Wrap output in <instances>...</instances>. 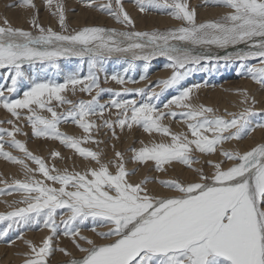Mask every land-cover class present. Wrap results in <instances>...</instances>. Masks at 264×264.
<instances>
[{
	"label": "snow or ice",
	"instance_id": "snow-or-ice-1",
	"mask_svg": "<svg viewBox=\"0 0 264 264\" xmlns=\"http://www.w3.org/2000/svg\"><path fill=\"white\" fill-rule=\"evenodd\" d=\"M113 2L117 10H113ZM141 12L149 8L169 10L168 14L187 26L167 32H128L106 29L98 26H85L71 34L45 28L33 18V31L13 27L5 17L0 25V69L7 72L8 84L0 88V106L13 117L19 119L20 111L27 110V120L33 135L59 141L84 159L94 162L96 167H88L83 172L49 167L43 158L30 152L26 144L16 139L23 133L13 121L11 130L0 127V157L21 166L25 179L6 181L0 188V195L20 193L10 211L0 213V239L13 230L18 231L15 239H23V232L42 225L51 235L39 245L26 241L29 252L25 253L23 264H49L48 258L54 251L72 256L66 248H53V237L60 232L72 239L75 248L83 253L66 264H264V143H259L247 151L221 149V155L231 165L223 167V162L211 160L206 163L213 169L206 174L203 167L193 168L199 160L193 155L215 154L225 142L243 139L256 127L264 128V123H253L256 115L252 106L238 113H227L231 119L215 115V110L204 105H194L192 93L201 85H191L163 105L168 111H161L154 102L164 90L181 84L194 72L207 70L198 67L202 61H239L238 73H246L254 82L264 85V0H205L231 9L221 20L196 23L195 10L183 0H137ZM21 6L35 8L33 0H20ZM51 5L52 0H47ZM94 0H88L91 7ZM99 8L115 17L117 23L134 27V21L124 9L122 0H108ZM59 24L66 30V16L63 6H57ZM55 15V13H54ZM117 37L121 39H117ZM170 41L185 42L183 44ZM245 44V48H236ZM214 45L226 50L223 56L212 55L207 50L197 51L196 46ZM232 46L235 50L227 51ZM114 54L127 55L126 74L134 69L136 60H143L147 73L153 57H166V65L173 69L169 78L159 80L156 86L161 92L152 91L146 100L117 99L122 95L143 96L145 89H123L112 93L110 103L101 104L100 95L111 89L100 88L99 73L104 71V63ZM76 57L88 65L87 75L72 73L63 82L52 79L38 81L30 71L37 65L58 70V60ZM256 60L259 66L245 62ZM214 66V65H213ZM111 80L118 84L136 83L125 75L114 73ZM146 75L140 79H146ZM107 80L108 77H105ZM27 82L22 98H12L20 86ZM91 96L90 100L73 102L62 93L71 90ZM93 89H99L92 95ZM5 92L8 95H5ZM243 104H248L247 91L243 93ZM70 107L57 112L52 106ZM252 104H255L254 98ZM111 108L117 109L116 119H104L97 125L88 118L103 116ZM173 108L183 111L176 112ZM43 110L50 117L39 115ZM212 114V115H209ZM181 117L188 133H174L163 121L166 118ZM71 121L85 134L81 137L69 136L59 130L62 122ZM139 126L148 134L157 133L168 137L170 142L141 141L139 149L132 148L131 161L140 165L152 162L154 170L166 172V165L179 163L192 169L197 179L192 182L180 180H157L161 186L175 193L158 196L149 192L148 178L139 183L130 182L128 177L135 175L136 169L129 171L121 152L115 158L103 162L102 153L82 147V143L95 142L93 131L100 127L110 129L116 136L115 128L131 129ZM7 138V139H6ZM118 138V137H117ZM23 153L17 157L5 151V146ZM51 157L59 158L57 151ZM30 160L37 169L25 162ZM38 172L43 180L34 178ZM55 173V174H53ZM51 182V183H48ZM52 185H59L53 187ZM14 205H23L16 206ZM66 212L67 218L58 212ZM91 220L94 232L108 242L97 244L93 239L81 234V225ZM107 231H96V225ZM13 241L9 240L8 243ZM83 242V243H81ZM84 244L89 247H84Z\"/></svg>",
	"mask_w": 264,
	"mask_h": 264
},
{
	"label": "rangeland",
	"instance_id": "rangeland-1",
	"mask_svg": "<svg viewBox=\"0 0 264 264\" xmlns=\"http://www.w3.org/2000/svg\"><path fill=\"white\" fill-rule=\"evenodd\" d=\"M107 2H108V0H94L93 5L91 7H89V6H87L88 5V0H52L51 5H49L47 3V0H33L35 8H26V7L21 6L20 0H0V25L3 24V20L6 17L13 27H21V28H24V29L26 28V30L29 29L30 31H33L34 35L38 34V33L34 29L32 30V28H31V21L33 20V18H35L37 23H39L40 25L44 26L46 29L51 27L54 31L62 32L63 34L74 33V31L79 30V29H81V28H83V27H85L87 25L88 26H98V27H102L103 26V28H106V29H113L114 28L118 32L119 31H128V32H149V33L154 32V31L163 33V32H167L169 30H173L175 26H176L175 29H177V28H179L181 26H187L186 22L181 21V20H177V19L173 18L171 15H169L168 14L169 10H158V9H154V8H149L146 11L141 12L140 9H139V4H138L137 0H122V4H123L124 9L128 12L130 17L134 21V27H131V26L125 27L124 25H122L120 23H117L115 17H113L108 12L103 11V10H101L99 8V5L107 3ZM183 2H186L189 5V9L190 10H195L196 23L199 22V24L200 23H206V22L219 21V20L222 19V17L227 12L231 11V9H228V8L226 9V7H223V6L214 5V4H207V3H205V0H183ZM58 5H62L63 6L64 14L66 16V30L62 29L60 24H59V13H58V9H57ZM113 10H117L116 9V5H115L114 2H113ZM223 10H225V11H223ZM80 11H82V13H83V18H82V19H84V22L82 23L83 25L80 24L82 19L78 18V16H77V14ZM54 13H55V15H54ZM210 14H214V15L213 16H208ZM21 16H25L26 17V21H25L26 25H25V23L22 26H18L17 24L14 25V23L12 24L11 20H20L22 18ZM90 16H91V18H90ZM150 18L155 19V22H156V19H159V21L166 22L167 25H169V26L155 25V27H154V26L149 24V22H150L149 19ZM106 19H108V20L106 21ZM143 21H145V22H143ZM92 22L93 23L96 22L97 24L96 23L93 24ZM84 23H86V24H84ZM144 23L145 24L147 23L149 25V27L145 26ZM179 24H181V25H179ZM141 25H143L145 28L142 27ZM140 27H142V28H140ZM170 43L180 44V43H185V42L170 41ZM200 46H202V45H200ZM197 47H199V46H196V48ZM129 57H130V54H127V55L114 54L109 59H107L109 63L107 62V60L105 61L106 62V63H104V68H105L104 71H105V73L103 71L102 72L103 75L101 74V72L99 73L100 75L98 74L99 77L104 78V79H102L103 82H102V80L100 78V80H101L100 81V88L111 89L112 93H115L117 91L118 92H123V89H125V88H127V89H137L139 87L140 89H145V94L143 96L133 93L131 95H122V96L117 98V99H123V100L135 98L138 101H140V99L141 100H146L147 96L152 91H157V89H158L157 92H161V88L156 86V82L159 81V80H164V79L169 78L171 76V74H172L173 69L171 68L172 71L170 72V74L168 76H164L163 77V76H159V75H157V76L154 75V73L156 72V67L154 65L155 61L158 62L161 58L158 59V60L152 58L151 61L148 62V64L150 63L151 65L149 64L148 71H147L146 74L143 73L144 72L143 71L144 67H141V64L144 62L143 60H140V61H143L142 63L139 60H136L134 62V63H136L134 69H131L133 71L130 72V70H129L127 72L128 74L127 73L123 74L124 70H122V69H125L127 67V64L125 63V60L127 58H129ZM124 58H126V59H124ZM121 60H124V61L121 62ZM113 61H114L115 64H112ZM249 61H251L250 65L259 66L258 62L256 60H249ZM246 62H248V61H246ZM144 63L142 64V66L144 65ZM235 63L232 62V63L225 64V63H220L219 61H215V62H212V63H208L207 65L201 64L200 67L203 69L206 66L207 70H200V71L194 72L192 75L187 77L184 81H182L180 85L175 86V87L170 88V89H167V90H164L162 92V94L160 95L159 99L156 100L155 103L158 105V107L160 108L161 111H168V109H165L163 107V105L168 102V99L170 100V97H174V96L178 95L180 91H182L183 89L186 88V86L188 87L189 83H191L192 85L199 84L201 86L198 89H194L193 93H192L191 102L194 105H204V106H207V107L210 106L211 108H213L215 110V113H214L215 115L223 116L225 119H231L230 116L226 115V111H227V113H238V112L242 111L245 107L252 106L253 111L256 113V115L252 117L253 123L254 124H256V123H264V118L262 117V116H264V109L258 108L256 106L257 101L255 100L256 96L254 94L256 92H258L259 94L264 93V85H261V84H258L256 82H254L246 73H238V71H237V69H238L237 63L238 62H235ZM223 64H225V65H223ZM58 65H59L58 70L51 69L49 67H44V66L37 65L35 68L31 69L30 71L32 72L33 76L38 81H45V80H48V79H52V80H54L56 82H61V83L63 82L64 78L67 75H69V74L79 73L80 75L83 76V75H86L87 72H88L87 62L86 61L82 62L80 59H78L76 57L61 58L60 60H58ZM112 65H114V66H112ZM156 66L159 68L157 70H162L161 69L162 66L160 64H157ZM117 71H119V72H117ZM141 71H142V73H141ZM215 71H217V72H215ZM116 72H117V74L120 73L121 75H126L125 76L126 79L127 78L128 79L133 78L131 80L136 81L137 84L136 83H125V84L121 85V84L116 83L113 80L111 81V78H110L111 74H114ZM121 72H123V73H121ZM107 73H108V76H107ZM136 73H137V75H136ZM144 75H146V77H147L146 81H145V79L144 80H140V77L144 76ZM6 76H7L6 70L0 69V88H4L9 83L8 80L6 79ZM105 77H108V79L106 80ZM152 78H154V79L150 81V79H152ZM224 78H226L227 80H236V81H239L240 78H244V80L247 83L250 82V81H247V79H250L252 81V83H253V89L251 91H250V89H245L244 85H239V87H236L234 89L233 88L225 89L224 87H221V89H219L222 92H229V93H231L233 95L235 93H238V95H235V96L239 97L238 99H239L240 104L235 106L233 109L222 107L217 102H215V103H217L218 105L215 104L214 102L206 103V101L208 102L210 100L209 99V93H210L209 90H211V88H213L215 86H220L221 81ZM105 80H106V82H105ZM144 81L145 82L148 81L150 83L147 84V83H144ZM202 82H204V83H202ZM112 84H113L114 87H112ZM140 84H142V85H140ZM185 84H187V85H185ZM129 86H131V87H129ZM27 87H28V84H27V82H25L24 84H22L20 86L19 90L16 93L12 94V98L13 99L22 98L23 91L26 90ZM79 87L80 86H77V89H79ZM207 89H209V90H207ZM245 90L247 91L248 98H249L248 104L241 103V101L244 99V96H242L241 93H244ZM78 91L79 90H77L76 93L73 94L71 92V90H68L65 93H62V95H64L67 99L72 100L73 102H77L79 100H84V99L85 100H90L91 99L90 95H88L86 93L84 94L83 92L81 93L80 91H79L80 92L79 93ZM97 91H99V89H93L92 95H96ZM203 91H205V92H203ZM5 95H8V93L5 92ZM78 95L80 96V98H81V95H83V96L80 99ZM86 96L87 97L89 96V97L87 98ZM106 98L107 99L109 98L108 102L107 101L106 102L101 101L102 99H106ZM112 98H113L112 94L110 92H108V91H105V92H103L100 95L99 102L101 104H107V103H110V100ZM253 98L255 100L254 106L252 104V99ZM201 103H203V104H201ZM52 106L55 108V110L57 112H64L70 107V105H67V104H65L63 106H59L57 104V102L54 101V100L52 102ZM172 110L176 111L178 113L183 111L182 109H179V108H173ZM232 110H234V111H232ZM235 110H237V111H235ZM19 111H20V118L17 119L15 117H13L9 112H7L2 106H0V127L11 130L12 125L7 123V121H10V120L13 121L14 124H17L18 126H20L22 128L23 133H27V135L17 134L16 135V139L24 142L26 144L27 149L30 152H32L34 155L43 158V160L45 161V163L49 167H52L53 165H55V167L57 169H59L61 171H63L64 169H67L69 172H72V171L83 172L88 167H96L94 162H91L89 159H84V158L80 157L79 154L75 153L74 150L65 147L64 145H62L57 140L35 137L33 135L32 128H31V126H30V124H29V122L27 120V116L29 115V113L27 112V110H19ZM117 111H118L117 109L111 108V109L105 111L103 113L102 117L99 116V115H93V116H90L88 119L91 120V121H94L97 125H100V124L103 123L104 119L115 120ZM37 112H38L39 115L50 117V114L47 113L46 111L38 109ZM223 114H225V115H223ZM209 115H212V114H209ZM260 118L262 119V121H261ZM166 119L163 121V123L165 125L169 126L170 129L172 130V132H174V133H187V134H189V138H191L190 137V133H188L187 126H186V124L184 123V121H183V119L181 117L178 116L175 119L169 117V119L168 118H166ZM59 130L62 133H65V134H67L69 136H74V137H81L82 138L85 135L83 133V131L71 121L62 122L59 125ZM115 133H116V136L114 137L113 133H112V131L110 129H108L106 127H100L98 131H95V130L93 131V137H94L95 141H100L101 143L97 144L95 142L89 141V142H86V143H82L81 146L85 147V148H88L90 150L101 152L102 153L101 159H102L103 162H108L110 160H113L115 158V152H117V151L121 152L123 154V156H124V160L127 162L126 163V168L129 171H132L133 169H136L135 175H132L134 177H132V176L128 177L130 182L139 183L140 181L144 180L145 178H148L151 181L149 183H153L154 182L153 186H157L156 185V183L158 184V182H156L157 180H173V179L176 178V176H175V178L171 177V176L169 177L168 174H167L169 172L168 170H169V167L171 165L170 166H168V165L165 166L167 168L166 172H157V171L154 170L152 162H149V164L147 165L146 171H145L146 173L143 174V177H141L139 180L136 178V182L133 179L138 174V171L140 170V166H146V165H140V164H137V163H133L131 161L132 152L130 151V149H132V148L139 149L142 146L141 145V141H143L145 144H150L151 142H154V141L155 142H160V141L170 142V139L168 137H164V136H162L160 134H157V133H153V134H151V136L149 134V136H148V133L144 132L143 129L141 127H139V126H133V128H131V129L125 128L123 130L120 129L119 127H116L115 128ZM237 141H239V140L227 141L221 147H218L217 150H219V151H216V153L212 154V155H216L218 157L220 155L221 158L219 157V159H221V160L218 159L219 161H217V160H214V161L215 162L216 161L217 162H223L224 164L226 162H231V161H226L225 158L221 155V149L224 148V150L234 151V152L235 151H240L237 147H233L230 144V142H237ZM259 143H264V140L259 142ZM232 147H233V149L235 148L236 150L235 149L234 150L231 149ZM247 150H249V148ZM5 151L12 152L13 155H15L17 157H21V158L24 155L23 153L19 152L18 150L10 148L7 145L5 146ZM53 151L59 152L61 154V157H59V158L51 157L50 154ZM240 152L242 153L244 151H240ZM196 153H197V156H196ZM217 154H219V155H217ZM193 155L195 156L196 159L199 157L198 158V160H199L198 164H200V165L195 164L194 165L195 167L193 166V168H196V167L198 168V167L204 166L205 163H206L205 160L206 161H208V160L212 161L210 155L200 154L199 152H194ZM200 156H203L202 159H201ZM200 159H201V161H200ZM202 161H204V162H202ZM2 162L5 163L6 165H9V164L12 165L13 164V163H9L8 161H6L3 157H0V169L5 167L2 164ZM25 162L32 169H37L38 168V165H36L35 163H33L30 160H26ZM223 163H222V166L226 168L227 167L226 166L227 163L225 164V166H224ZM178 164L179 163H174L172 165H178ZM179 165H180L181 168L185 167L182 164H179ZM206 165L208 166L207 163H206ZM16 167H18L19 170L21 169L19 171L20 173H15V175L17 174V176L13 175L12 173L5 172V171L2 170L0 172V181H6L8 184H12L17 179L24 180L25 176H24V173H23V170H22L21 166H18V164H17ZM185 169H188V167H186ZM203 170H205V168H203ZM205 173L206 174L207 173L210 174L211 172H207L206 171ZM53 174H55V173H53ZM33 175H34V178L37 179V180H43L44 179L43 176L41 174H39L38 172H34ZM177 179H179L180 181H184L182 179V177H180V176H179V178L177 177L175 180H177ZM186 182H189V181H186ZM48 183H51V182H48ZM52 186L53 187H59V185H52ZM3 187H5V184L4 183H0V188H3ZM20 198H21V194L20 193H16V192H13L11 195H0V202L2 203V207L0 206V209H1L0 213H4V212H7V211H10L11 208H9V205H11L14 200H19ZM16 206H23V205H14V207H16ZM61 214L64 215L65 219L67 218V213L66 212H62V211L58 212V214H57L58 223L60 222ZM80 227H81V232L84 233L85 236H88V237L92 238L93 236L96 235L94 232L91 231V228L93 227V222L91 220L86 221ZM103 228L101 226H99L98 224L96 225V231L97 232L105 231L106 228L105 227H103ZM62 230H63V225H61L60 232H58L57 235L55 237H53V248L54 249L66 248L69 252L73 251L72 252V256L71 257L67 256V258L64 257L63 259H59L58 261H56V260H53L51 257H55L56 255H59V254L63 255V256H65V255L63 253L59 252V251H54L53 254L48 258L49 264H66V262L69 261L70 259L79 257V256L75 257V255H79L80 252H77V254H75L77 249L75 248V246H74V244L72 242V239L62 235L61 234ZM43 231H44V234L40 238L37 235L36 232L39 233V232H43ZM10 233H9V235L7 237L0 239V244L5 246L4 248H7V246L12 245L15 242H18L19 240H22V239H15V237L18 235V231L17 230H13ZM84 234H82V235H84ZM23 235L24 236H27V235L29 236V238L26 241H32L33 243L39 245L41 243V241L45 237L51 235V233H50V231L48 229L43 228L42 225H41L38 228H33V229H30V230L24 231ZM34 237H36V238H34ZM95 237H98V239L100 238L97 235ZM31 238H33V239H31ZM94 239L95 238H93V240ZM9 240H11L13 242L10 244V243H8ZM96 240H97V238H96ZM96 240H94V241L97 242L98 240L97 241ZM102 241H103L102 243L108 242L106 240H102ZM99 242L101 244V241H99ZM99 242H97V243L99 244ZM81 243H83V242H81ZM25 245H26V243H25ZM85 245L89 247V245H87V244H85ZM85 245H84V247H86ZM27 250H26V252H25V250L22 251V252L27 253L29 251V250L28 251ZM1 255H2L1 257L5 256L3 253ZM23 255H24V253H23ZM24 259L25 258L23 257V260L21 262H18V263H12L11 261H7V262H4V263L8 264L10 262L9 264H11V263L12 264H23ZM1 263L3 264V261L1 262V260H0V264Z\"/></svg>",
	"mask_w": 264,
	"mask_h": 264
},
{
	"label": "bare ground",
	"instance_id": "bare-ground-1",
	"mask_svg": "<svg viewBox=\"0 0 264 264\" xmlns=\"http://www.w3.org/2000/svg\"><path fill=\"white\" fill-rule=\"evenodd\" d=\"M227 9V8H226ZM223 11H225V10H223ZM214 14H210V15H208V16H213ZM217 15V14H216ZM77 16H78V18H80V19H82L83 18V13H82V11H80L78 14H77ZM22 18L20 19V20H11V22H12V24L14 23V25L15 24H17L18 26H22L24 23H25V21H26V17L25 16H21ZM215 17V16H214ZM217 17V16H216ZM90 18H91V16H90ZM206 18V17H205ZM103 20V19H102ZM108 19H106V21H107ZM150 20V22H149V24L150 25H152V26H154L155 27V25H159V26H169V25H167V23L166 22H163V21H159V19H156V22H155V19H153V18H150L149 19ZM200 20V19H199ZM209 20V19H208ZM207 20V21H208ZM213 20V19H212ZM47 21V20H46ZM92 21V20H91ZM52 22V21H51ZM84 22V19H82L81 20V22H80V24H82ZM143 22H145V21H143ZM93 23V22H92ZM96 23V22H95ZM95 23H93V24H95ZM105 23V22H104ZM108 23V22H107ZM112 23V22H111ZM110 23V24H111ZM198 24H199V22H197ZM84 24H86V23H84ZM97 24V23H96ZM99 24V23H98ZM109 24V23H108ZM145 24V23H144ZM147 24V23H146ZM145 24V26H148L149 27V25L147 24L146 25ZM25 25H26V23H25ZM24 25V26H25ZM83 25V24H82ZM112 25V24H111ZM179 25H181V24H179ZM23 26V27H24ZM88 26V25H87ZM115 26V25H114ZM142 27H144L143 25H141ZM26 27V26H25ZM103 27V26H102ZM110 27V26H109ZM112 27V26H111ZM142 27H140V28H142ZM147 27V28H148ZM153 27V28H154ZM176 27V26H175ZM175 27H174V29H175ZM21 28V27H20ZM119 28V27H118ZM124 28V27H123ZM139 28V27H138ZM145 28V27H144ZM160 28V27H159ZM158 28V29H159ZM114 29V28H113ZM117 29V28H116ZM122 29V28H121ZM163 29V28H162ZM25 30H26V28H25ZM29 30V29H28ZM33 30V29H32ZM136 30V29H135ZM143 30V29H142ZM117 31V30H116ZM134 31V30H133ZM141 31V30H140ZM146 31V30H145ZM117 39H121V38H119V37H117ZM180 44H183V46H185V47H190L191 45H189V44H187V43H180ZM236 48H245L246 47V45L245 44H240V45H237V46H235ZM205 50H207L208 52H210L212 55H220V56H223V55H225L226 54V50H224V49H220V48H217L216 46H214V45H202V46H200L199 45V47H197V51H205ZM233 50H235L232 46H230L228 49H227V51H233ZM154 59H160L158 62L157 61H155V67H156V72L154 73V75H159V76H168L169 74H170V72L172 71V69L170 68V67H167L166 65L169 63V61L167 60V58L166 57H153ZM124 59H126V58H124ZM128 59V58H127ZM122 61H124V60H121V62ZM140 61V60H139ZM216 60H213V61H202L201 62V64H204V65H207L208 63H212V62H215ZM107 62H108V60H107ZM112 62V61H111ZM138 62V61H137ZM141 63L143 62V61H140ZM139 62V63H140ZM220 63H225V64H228V63H235V62H238L237 63V65L239 66V61H224V60H220L219 61ZM106 63V62H105ZM109 63V62H108ZM107 63V64H108ZM144 63V62H143ZM142 63V64H143ZM246 64H248V65H250L251 64V61H248V62H245ZM112 64H115L114 63V61H113V63ZM117 64V63H116ZM136 64V63H135ZM142 64H141V67H143L142 66ZM150 64V63H149ZM153 64V63H152ZM157 64H160L162 67H161V69L162 70H157V69H159L156 65ZM225 64H223V65H225ZM236 64V63H235ZM118 65V64H117ZM139 65V64H138ZM151 65V64H150ZM219 65V64H218ZM221 65V64H220ZM232 65V64H231ZM108 66V65H107ZM112 66H114V65H112ZM140 66V65H139ZM77 67V66H76ZM79 67V66H78ZM198 67H200V66H198ZM224 67V66H223ZM228 67V66H227ZM231 67V66H230ZM221 68V67H220ZM229 68V67H228ZM78 69V68H77ZM105 69V68H104ZM108 69V68H107ZM214 69V68H213ZM226 69V68H225ZM113 70V69H112ZM122 70H124V69H122ZM142 70V69H141ZM210 70V69H209ZM131 71H133V70H130V72ZM144 71V70H143ZM223 71V70H222ZM111 72V71H110ZM117 72H119V71H117ZM116 72V73H117ZM124 72V71H123ZM123 72H121V73H123ZM205 72V71H204ZM215 72H217V71H215ZM86 73V72H85ZM104 73H105V71H104ZM141 73H142V71H141ZM143 73H145V72H143ZM101 74H102V72H101ZM120 74V73H119ZM123 74H125V73H123ZM128 74V73H127ZM132 74V73H131ZM130 74V75H131ZM146 74V73H145ZM87 75V74H86ZM100 75V74H99ZM103 75V74H102ZM105 75V74H104ZM112 75V74H111ZM136 75H137V73H136ZM139 75V74H138ZM141 75V74H140ZM107 76H108V73H107ZM126 76V75H125ZM129 76V75H128ZM135 76V75H134ZM207 76V75H206ZM217 76V75H216ZM111 77V76H110ZM131 77V76H130ZM101 78V77H100ZM161 78V77H160ZM199 78V77H198ZM102 79H104V78H101V80ZM128 79V78H127ZM130 79H133V78H130ZM154 78H152V79H150V81L151 80H153ZM204 79V78H203ZM207 79V78H206ZM211 79V78H210ZM100 80V81H101ZM141 80V79H140ZM139 80V81H140ZM144 80V79H143ZM194 80V79H193ZM109 81V80H108ZM112 81V80H111ZM110 81V82H111ZM145 81H146V79H145ZM144 81V83H150V82H145ZM202 81V80H201ZM247 81H250L249 83H247L245 80H244V78H240L239 79V81H236V80H227L226 78H224L222 81H221V84H220V86H215V87H213V88H211V90H209V89H207V90H209V101L207 102L206 101V103H211V102H217L220 106H222V107H225V108H231V109H233L235 106H237L238 104H240V102H239V97L238 96H235V95H238V93H235L234 95L233 94H231V93H229V92H222L221 90H219V89H221V87H224L225 89H231V88H236V87H239V85H244V88L245 89H250V91L253 89V83H252V81L250 80V79H247ZM102 82H103V80H102ZM105 82H106V80H105ZM104 82V83H105ZM217 82V81H216ZM215 82V83H216ZM109 83V82H108ZM152 83V82H151ZM196 83V82H195ZM202 83H204V82H202ZM212 83V82H211ZM107 84V83H106ZM137 84V83H136ZM139 84V83H138ZM188 84V83H187ZM187 84H185V85H187ZM132 85V84H131ZM140 85H142V84H140ZM192 84L191 83H189L188 84V87L189 86H191ZM150 86V85H149ZM112 87H114L113 86V84H112ZM111 87V88H112ZM129 87H131V86H129ZM133 87V86H132ZM153 87V86H152ZM158 87V86H157ZM139 88V87H138ZM159 88H161V87H159ZM186 88H187V86H186ZM117 89V88H116ZM181 89V88H180ZM216 89V90H215ZM78 90V89H77ZM113 91V90H112ZM115 91V90H114ZM157 91H158V89H157ZM157 91H155V92H157ZM79 92V91H78ZM118 92V91H117ZM203 92H205V91H203ZM76 93V92H75ZM80 93V92H79ZM82 93V92H81ZM111 94H112V92H110ZM202 93V92H201ZM85 94V93H84ZM242 94V96H244L243 95V93H241ZM255 94V100L257 101V104H256V106L258 107V108H261V109H264V93H262V94H259L258 92H256V93H254ZM80 95V94H79ZM78 95V96H79ZM202 95V94H201ZM206 95V94H205ZM82 96L83 95H81V98H82ZM85 96V95H84ZM87 97V96H86ZM89 97V96H88ZM87 97V98H88ZM146 97V96H145ZM72 98V97H71ZM76 98V97H75ZM74 98V99H75ZM79 98H80V96H79ZM80 98V99H81ZM116 98H118V97H116ZM138 98V97H137ZM172 97H170V99H171ZM73 99V98H72ZM84 99V98H83ZM109 99V98H108ZM108 99L106 98V99H102L101 101H104V102H108ZM79 100V99H78ZM85 100V99H84ZM141 100V99H140ZM204 100V99H203ZM206 100V99H205ZM111 101V100H110ZM168 101H169V99H168ZM154 102H156V101H154ZM204 102V101H203ZM217 103H215V104H217ZM201 104H203V103H201ZM217 104V105H218ZM211 105V104H210ZM242 105V104H241ZM209 106V105H208ZM213 106V105H212ZM254 106V105H253ZM210 107V106H209ZM239 108V107H238ZM241 110V109H240ZM239 110V111H240ZM232 111H234V110H232ZM235 111H237V110H235ZM227 112V111H226ZM4 115V114H3ZM223 115H225V114H223ZM5 117V116H4ZM228 117V116H227ZM263 118H264V116H262ZM169 119V118H168ZM261 119V118H260ZM167 120V119H166ZM261 121H262V119H261ZM148 136H149V134H148ZM151 136V135H150ZM264 140V128H260V127H256L255 128V130L254 131H252L249 135H247V136H245L243 139H240L239 141H237V142H230V144L233 146V147H237L240 151H246L248 148L250 149V148H252L253 146H255L257 143L259 144V142H261V141H263ZM35 147V146H34ZM233 147L231 148V149H233ZM235 149V148H234ZM233 149V150H234ZM223 150H224V148H223ZM236 150V149H235ZM217 151H219V150H217ZM239 151V152H240ZM16 153V152H15ZM218 153V152H217ZM217 155H219V154H217ZM196 156H197V153H196ZM211 156V159H212V161H214V160H217V161H219V160H221V159H219V157H220V155H219V157L218 156H216V155H210ZM201 157V159H202V157L203 156H200ZM199 158V157H198ZM197 158V159H198ZM210 158V157H209ZM221 158V157H220ZM201 159H200V161H201ZM204 159V158H203ZM219 159V160H218ZM208 160V159H207ZM216 161V162H217ZM202 162H204V161H202ZM205 162H206V160H205ZM215 162V161H214ZM10 163V162H9ZM227 163V164H226ZM225 164H226V166L228 167V166H230L231 165V162H226ZM2 164L5 166V167H3V168H1L0 169V172L3 170V171H5V172H9V173H12L13 175H15V173H20L19 171L21 170H19V168L18 167H16V165L15 164H12V165H6L5 163H3L2 162ZM204 164V163H203ZM202 164V165H203ZM224 164V163H223ZM225 164H224V166H225ZM195 165V164H194ZM193 165V166H194ZM198 165H200V164H198ZM18 166H20V165H18ZM197 166V165H196ZM134 167V166H133ZM195 167V166H194ZM203 168H205V170L207 171V172H212L213 171V169L208 165H206V163H205V165L204 166H202ZM146 168H147V165L146 166H140V170L138 171V174L136 175V177L135 178H133L134 180H135V182H136V178L139 180L141 177H143V174H145L146 172ZM186 167H180V165L178 164V165H171L170 167H169V172L167 173L168 174V176L170 177H174L175 178V176H176V178L178 177L179 178V176L180 177H182V179L186 182V181H189V182H192V181H195L196 179H197V176H196V173L195 172H193L192 171V169H190V168H188V169H185ZM197 168V167H196ZM198 168H200V167H198ZM208 168V169H207ZM139 169V168H138ZM204 170V171H205ZM205 171V172H206ZM208 174V173H207ZM20 175V174H19ZM15 176H17V174L15 175ZM132 177H134V176H132ZM175 178V179H176ZM137 180V181H138ZM177 180H179V179H177ZM154 183V182H153ZM153 183H148L146 186H147V189L149 190V192L151 193V194H153V195H158V196H170V195H174L175 193H173L172 191H170L168 188H166V187H163V186H161V185H159V183L157 184L156 183V185L157 186H153ZM0 206L2 207V203L0 202ZM4 209V208H3ZM6 209V208H5ZM1 210V209H0ZM103 228V227H102ZM104 229V228H103ZM43 230V229H42ZM45 231V230H44ZM44 231L43 232H36L37 233V235L41 238V236H43V234H44ZM85 231V230H84ZM105 231H107V228L105 229ZM87 232V231H86ZM31 233V232H30ZM46 233V232H45ZM82 233V232H81ZM11 234V233H10ZM28 234V233H27ZM33 234V233H32ZM31 234V235H32ZM82 234H84V233H82ZM29 235V234H28ZM24 236L23 237V239L22 240H19L18 242H15L14 244H12V245H10V246H7V248H4L5 246H3V245H1L0 244V260H1V262L3 261V264H5L4 262H7V261H11L12 263H18V262H21L22 260H23V257L25 258V256L23 255V253L25 254V252H26V250L28 249L29 250V248L27 247V245H25V241L29 238V236ZM85 235V234H84ZM96 236V235H95ZM95 236H91L92 238L91 239H93V238H95L94 240H96V238H97V242H99V241H101V243L103 242L102 240L103 239H101V238H99L98 239V237H95ZM34 238H36V237H34ZM90 238V237H89ZM31 239H33V238H31ZM41 240V239H40ZM96 242V243H97ZM105 243V242H104ZM98 244V243H97ZM99 244H100V242H99ZM9 245V244H8ZM85 245V244H84ZM86 246V245H85ZM86 247H88V246H86ZM25 250V252H22V251H24ZM27 250V251H28ZM74 250V249H73ZM29 252V251H28ZM71 252V251H70ZM73 252V251H72ZM71 252V253H72ZM77 252H79V251H77L76 250V253L75 254H77ZM4 254L5 256H3V257H1L2 255L1 254ZM82 254L83 253H81L80 252V254L79 255H75V257H81L82 256ZM64 257H66L67 258V256H63V255H56L55 257H51L53 260H56V261H58L59 259H63ZM78 257V258H79ZM51 259V260H52ZM54 262V261H53ZM10 263V262H9ZM8 263V264H9ZM11 263V264H12ZM2 264V263H1Z\"/></svg>",
	"mask_w": 264,
	"mask_h": 264
}]
</instances>
